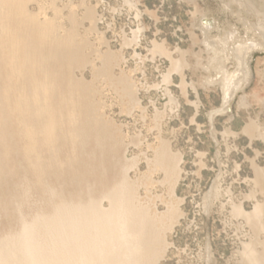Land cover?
<instances>
[{"label": "rangeland", "instance_id": "rangeland-1", "mask_svg": "<svg viewBox=\"0 0 264 264\" xmlns=\"http://www.w3.org/2000/svg\"><path fill=\"white\" fill-rule=\"evenodd\" d=\"M26 6L41 22L54 20L63 35L76 30L85 64L73 75L119 142L117 158L127 164L138 201L172 216L156 264H247L244 244L263 242L264 231L234 208L251 213L264 205V0H30ZM163 147L174 156V176L156 164ZM109 150L104 167L90 173L84 163L76 166L97 190L121 172ZM21 162L13 182L33 179ZM66 176L59 180L64 197L84 196L87 183ZM13 182L3 197L14 192ZM29 196L27 215L46 210L39 189ZM10 211L0 212L5 233L16 226Z\"/></svg>", "mask_w": 264, "mask_h": 264}, {"label": "bare ground", "instance_id": "bare-ground-1", "mask_svg": "<svg viewBox=\"0 0 264 264\" xmlns=\"http://www.w3.org/2000/svg\"><path fill=\"white\" fill-rule=\"evenodd\" d=\"M28 1L0 0V212L9 215L12 209L16 221L13 230H0V264H156L172 216L151 213L138 201L127 164L117 158L119 142L97 117L86 85L73 75L85 62L76 30L63 35L54 20L41 22L28 12ZM106 148L121 172L113 185L101 181L97 190L86 174L105 166ZM21 159L33 179L13 182L15 170L24 166ZM82 163L89 170L80 177L76 166ZM156 164L171 176L177 172L167 147ZM62 176L85 181L86 194L65 198ZM11 182L14 192L3 197ZM33 187L46 210L39 205L29 216L23 209ZM234 210L253 225L256 219L257 230L264 231L263 204L251 213ZM244 261L264 264V241L244 244Z\"/></svg>", "mask_w": 264, "mask_h": 264}]
</instances>
